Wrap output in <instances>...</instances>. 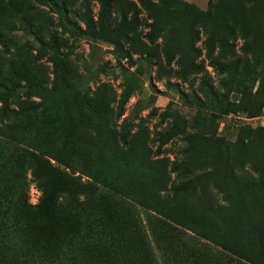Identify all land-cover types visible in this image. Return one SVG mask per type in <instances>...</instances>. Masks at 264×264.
<instances>
[{"label":"rangeland","instance_id":"374dc122","mask_svg":"<svg viewBox=\"0 0 264 264\" xmlns=\"http://www.w3.org/2000/svg\"><path fill=\"white\" fill-rule=\"evenodd\" d=\"M110 1L112 27L122 15L138 18V27L123 48L132 60L151 58L136 73L140 90L128 101L121 119L116 109L126 61L112 42L73 29L76 26L84 33L78 15L86 9L97 18V0H48L46 6L34 0H0V83L8 88L22 86L21 77L26 75L53 91L44 103L18 94L8 99L4 115L0 107V264H122L111 238L125 235L139 243L143 264H246L230 249L192 233L184 220L214 227L217 220L205 209L221 202L212 193L201 199L174 197L171 189L179 180L171 167L183 143L177 138L157 156L154 141L173 120L162 123L160 115L195 118L194 106L182 104L180 92L204 100L199 88L205 80L225 107L237 94L235 113L221 118L214 114V125L207 132L222 138L230 149L241 145L246 154L264 160V132L260 131L264 128V65L244 55L243 41L237 40L231 69L220 74L205 57L202 38L195 44L202 53L197 60L202 73L179 80L175 65L164 60L161 41L149 44L144 39L149 21L137 1ZM211 1L176 0L203 12ZM166 83L177 89H166ZM256 99L263 105L253 119L249 111ZM1 122L7 127H1ZM125 123L130 128L123 146L120 135ZM195 132L186 130V134ZM23 153L40 156L60 170L58 212L76 223L69 235L55 241L50 255L43 253L42 241L34 232L41 192ZM241 177L256 179L258 174L246 165ZM242 216L257 243L264 231V204L248 198Z\"/></svg>","mask_w":264,"mask_h":264},{"label":"trees","instance_id":"16d2710c","mask_svg":"<svg viewBox=\"0 0 264 264\" xmlns=\"http://www.w3.org/2000/svg\"><path fill=\"white\" fill-rule=\"evenodd\" d=\"M34 1L46 6L48 0ZM136 1L149 21L144 39L149 44L161 41L164 60L167 65H175L176 77L179 80L202 73V68L197 63L202 53L195 48V44L202 38L205 57L220 74L230 71L237 40L243 41L240 51L244 55L250 56L256 64L264 65V0H212L204 12L192 5L180 4L176 0ZM97 2L99 12L95 20L90 16L88 9L78 15L79 22L85 28L84 33L76 26L73 29L80 35L112 42L120 51L121 60L126 61L127 69L122 67L121 93L116 109V117L121 119L128 101L140 90L141 84L136 73H140L145 65H149L151 58L146 56L132 60L129 52L123 48L122 43L127 42L138 27L137 15L133 14L130 19L122 15L120 22L112 27L111 1ZM21 81L22 86L17 84L12 88L0 83L2 115L5 113L8 99L15 95L39 99L44 103L45 99L53 94L52 90L44 89L41 83L29 76L23 75ZM165 88L177 89V86L166 83ZM199 92L204 100H200L196 94L188 97L180 92L182 104L194 106V119L187 121L178 113H164L159 116L162 123L168 118L173 120L171 126L156 137L155 153L157 156L162 155L167 145L180 138L182 149L171 167V173L179 180L171 189L174 197L188 195L201 199L207 193H212L221 202L219 206L205 209L207 214L217 220L214 227L205 222L184 220L195 237L230 249L233 255L246 264H264V244H261L264 231L258 234L256 243L249 225L244 224L242 216L248 198H253L260 206L264 204V160L259 155L246 154L241 145L230 149L222 138L207 132V128L214 125V114L221 118L235 113L233 106L237 94L232 95V101L225 107L205 80L201 81ZM52 103H55L54 100ZM262 103L254 100V107L249 111L250 118L259 116ZM1 125L3 128L7 127L2 122ZM129 128L130 124L125 123L120 135L123 146L127 144ZM187 129L197 132L186 134ZM260 131L264 132V128ZM23 156L28 164L32 165V176L41 192V199L36 207L34 232L42 241L43 253L50 255L55 241L60 236L69 235L76 223L72 217L58 212L62 187L60 170L52 167L40 156L27 153H23ZM56 161L63 164L62 160ZM246 165L258 174L256 179L245 180L241 177ZM177 219L176 222L179 223L181 218ZM111 245L122 264H143L139 243L130 236L112 237Z\"/></svg>","mask_w":264,"mask_h":264}]
</instances>
